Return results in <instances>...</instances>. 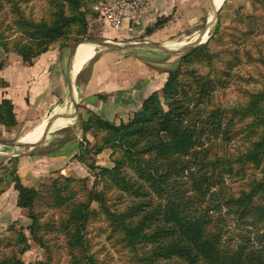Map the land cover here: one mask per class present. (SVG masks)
Listing matches in <instances>:
<instances>
[{
  "label": "trees",
  "instance_id": "trees-1",
  "mask_svg": "<svg viewBox=\"0 0 264 264\" xmlns=\"http://www.w3.org/2000/svg\"><path fill=\"white\" fill-rule=\"evenodd\" d=\"M22 1L27 0H0V11L11 16V21L0 16V47L31 66L52 45L82 41L99 0H47L39 17L28 14ZM254 1L264 7V0ZM172 18L159 17L142 39ZM249 18L250 27L262 34L259 21ZM221 35L219 25L207 42L183 53L164 85L127 121L117 124L93 110L86 120L80 117L85 136L74 158L91 171V186L88 176L60 173L30 187L16 166L8 171L17 205L31 223H16L10 237H0V243L16 248L1 252L0 264H25L18 254L29 250L31 241L47 247L45 235L55 229L64 237L70 264H108L93 250L89 227L96 221H103L101 232L128 264H264V72L257 77L238 68L240 47L216 50ZM247 55L264 67L263 50ZM5 66L0 59V72ZM231 84L243 99L226 104L220 94ZM8 86L0 74V88ZM18 125L14 101L4 97L0 141L2 128L11 132ZM88 132L101 138L92 144ZM236 139L242 145L234 151ZM105 148L117 154L113 166L97 164L95 156ZM41 202L61 211L59 226L55 219L43 221Z\"/></svg>",
  "mask_w": 264,
  "mask_h": 264
},
{
  "label": "crops",
  "instance_id": "crops-1",
  "mask_svg": "<svg viewBox=\"0 0 264 264\" xmlns=\"http://www.w3.org/2000/svg\"><path fill=\"white\" fill-rule=\"evenodd\" d=\"M233 1L235 0H150V8L142 26L135 28L124 26L119 32L111 28L112 31L109 30L104 35L141 36L146 28L156 22L159 17L173 15L172 20L164 28L145 36L143 40L151 45L169 44V41H185L200 28L204 26L207 28L215 16L217 17V13L221 14L223 8L233 7L235 3ZM130 32L134 34L130 35ZM180 34L183 37H180ZM98 46L96 42H82L72 55V46L60 47L55 44L49 51L40 55L31 66H25L21 57L20 65L23 67L17 69L20 72L19 76H14L11 70L6 72V67L0 72L9 82L8 87L0 88V101L4 97L14 101L19 120L17 129L22 127L26 129L20 139L29 143L26 145L39 140L45 129L59 130L75 117H78V121L80 117L86 120L89 110L117 124L127 121L142 106L144 99L161 88L168 78L169 68L166 66L145 63L140 57L135 60L133 57L120 59L110 52L96 58L87 73L85 67L96 55ZM6 56L10 61L12 53ZM7 73L11 76L8 77ZM77 74H79L77 79L80 83L75 85L77 88L75 91L71 85ZM75 104L74 111L77 115L74 114L73 109L71 116L67 119L59 115L64 112L65 106L71 108ZM52 114H54L53 117H51ZM46 116L49 117L46 118ZM2 132L9 131L2 128ZM74 132H83V130L78 125L74 128ZM59 137H61L60 133L50 141L32 144L33 148L21 155L18 152L21 146L11 143L13 150L10 155L17 157V172L25 185L37 187L44 176L53 175L57 171L65 174L71 172L72 166L74 167L76 163L73 157L79 150L80 136L77 134L74 139L62 141L57 143L55 148H49L51 142ZM87 137L91 139L90 133ZM41 148L44 150L35 151ZM8 197L11 198L13 208L17 205L18 199L14 183H11L0 195L2 211L6 209L5 203ZM15 215L13 220L19 216L21 221L29 222V219L21 214L19 207Z\"/></svg>",
  "mask_w": 264,
  "mask_h": 264
},
{
  "label": "rangeland",
  "instance_id": "rangeland-1",
  "mask_svg": "<svg viewBox=\"0 0 264 264\" xmlns=\"http://www.w3.org/2000/svg\"><path fill=\"white\" fill-rule=\"evenodd\" d=\"M100 1V0H99ZM98 1V2H99ZM233 7H225L222 9L221 14L217 13L216 18V25L212 27V34L215 33L218 26L220 25L222 28V35L220 40L216 41L214 45V48L216 50H220L223 47H240L241 49V59L242 64L238 68L242 72H249L257 77L260 76V72H264V67L256 62L249 61V55H247L248 50L252 52L254 55H258L259 50L264 51V32L262 34H259L256 29H253L250 24V18H256L257 21L261 24V26L264 28V7L258 2H255L254 0H235L233 1ZM97 2L92 6L95 13L89 15L88 21V31L85 36V38L82 41L87 40H111L113 42L122 43V44H132L135 42L139 43H146L141 36H119V35H104L107 33L111 28L106 24V22L99 17V14L95 10V5ZM22 7L25 9V11L28 14H33L36 17H39L41 14H43L44 9L47 6V0H27L21 2ZM232 6V5H231ZM5 6L4 8H7ZM7 15L6 19L10 20L11 16L7 12L6 9L0 11L1 15ZM260 17V19H259ZM11 21V20H10ZM205 28V26H204ZM204 28H200L197 33H194L190 35V38H193L195 35L199 34L203 31ZM108 29V30H107ZM249 30H252V35H248L247 32ZM130 35H133L134 32H130ZM181 35V34H180ZM15 35H11V38H13ZM180 37H183L182 35ZM187 39L186 41H180L179 42H173L169 41V44L178 43L173 47V51H162V52H145L142 49H127V50H114L109 48H104L101 46H98V51L96 52L97 58L101 55H103L106 52H110L111 54H115L120 59L125 58H131L133 57L134 60L137 57H140V59L149 64H159L166 66L169 69H174L179 58L183 53H185L190 48L199 45V41H195L194 39L191 40L192 43H187L190 40ZM210 39V38H209ZM208 39V40H209ZM186 44L188 45H180V44ZM59 45V44H56ZM62 47V46H60ZM71 47V46H70ZM0 59H6V72H9L11 70V73H13L14 76H19L20 72L19 68H22L23 65L21 64V56L12 53V58L9 61L8 58H6V53L3 51V49L0 47ZM93 62L89 61L85 67V70H87V73H89V70L91 69ZM19 67V68H18ZM4 69V68H3ZM4 69V70H5ZM26 70V69H25ZM8 77L11 75L9 73ZM12 81V79H11ZM77 83H80V80L77 79ZM84 81V80H83ZM232 86L230 88L225 89L226 92H221L220 97L222 98V101L226 104H231L237 101L238 99H243L240 92L237 91L236 86L231 84ZM73 89L76 91V86L73 87ZM53 99V98H52ZM77 100V99H76ZM76 104L71 107L67 108V113L72 112L75 110ZM38 107H36L37 109ZM39 109V108H38ZM75 115H77V112L74 111ZM66 113V114H67ZM49 116H46V118ZM81 126V121H78V117H75L71 120L70 123H68L65 127L60 128L55 133V136L60 133V136L58 139H55L51 144L48 146L49 148H55V145L57 143H60L65 140H71L77 137V134H79L80 138L79 140V146L81 141L83 140L85 133L84 132H74V128L76 126ZM26 129L25 128H19L16 129V131L11 132H2V140L0 142V180L3 178L4 180L0 181V189L3 187H8L12 182H10L8 179H11L10 176H6L8 171L16 166L17 167V161L14 159L10 161L11 158H15L14 156H11L10 153L13 150V144L18 142L24 135ZM90 133L91 139L87 137V134ZM86 133V137L91 141L92 144L97 143L98 139L101 138V134L98 135V138L95 136L94 132H88ZM55 136L53 138H55ZM56 142V143H54ZM232 147L235 151L236 147H241L242 140L236 139L232 142ZM33 148V145H22L18 150L19 154H25L28 151H30ZM46 148V147H45ZM44 148L41 149H35L36 152L42 151ZM117 156V154H113V150L111 148H105L101 153L95 156L97 164L100 166H113L114 165V158ZM73 159H75L73 157ZM74 167L72 166V170L70 173H63V172H55L53 175L44 176L37 187L40 186V184L43 181H46L48 178H56L59 176L60 173H62L65 176H73L76 178L80 177H90V186L93 184L94 176L92 175L91 171L84 166L82 163H80L77 159ZM230 182V181H228ZM231 186L235 187L240 183H232L230 182ZM100 188V187H99ZM112 193L118 194V190H111ZM130 198L128 196L125 197V200H129ZM6 209L2 212L0 215V237L1 238H8L11 236V231L9 228H11L12 225L16 224L17 227L21 226H28L31 223V220L25 216L22 212L21 214L24 217H27L29 219L28 223H25L20 220V217L18 216L17 219L13 220V216L15 215V211L18 205H14L12 208L11 204V198L8 197L7 203H5ZM20 208V207H19ZM37 210L43 213L44 220L48 221L55 219L56 223L55 226H59L60 222V213L59 209L49 207L45 203H40V205L37 207ZM14 211V212H13ZM18 214V212H17ZM17 216V215H15ZM27 224V225H24ZM104 226L103 221H96L93 224L90 225L91 229V238L93 242V250L98 253L100 258L104 259L108 264H128L126 255L122 253V251L118 250L116 247L112 245V243L107 239V235L103 232H101L102 227ZM47 231V230H46ZM28 234V230L26 231ZM45 238L48 240L47 244L48 246L41 245L39 243H36L34 241H31V247L29 250H27L25 253H19L18 256L21 260L25 262V264H70V256L68 254V251L65 247V240L63 235L60 231L57 229L53 231H47ZM6 241L0 243V253L1 252H9L11 253L13 250L16 251L15 247L8 248L6 246ZM11 244H13V240L10 241Z\"/></svg>",
  "mask_w": 264,
  "mask_h": 264
},
{
  "label": "built area",
  "instance_id": "built-area-1",
  "mask_svg": "<svg viewBox=\"0 0 264 264\" xmlns=\"http://www.w3.org/2000/svg\"><path fill=\"white\" fill-rule=\"evenodd\" d=\"M149 8L150 0H100L95 5L99 17L116 32L142 26Z\"/></svg>",
  "mask_w": 264,
  "mask_h": 264
},
{
  "label": "water",
  "instance_id": "water-1",
  "mask_svg": "<svg viewBox=\"0 0 264 264\" xmlns=\"http://www.w3.org/2000/svg\"><path fill=\"white\" fill-rule=\"evenodd\" d=\"M216 16L213 20V22L207 27L205 28L202 32H200L199 34L195 35L193 38H190L189 42L187 43H192L191 40H195V41H199V44H202V43H205L208 41V39L211 37V34H212V27L215 26L216 24ZM206 38H205V37ZM186 41V40H185ZM82 42H96L99 46L101 47H104V48H109V49H114V50H127V49H142V50H145V51H172L174 50L172 46H175L177 45L178 43H174V44H163V45H151V44H146V43H139V42H135V43H132V44H122V43H117V42H113L111 40H98V41H94V40H87V41H80L74 45H72V55L73 53L75 54L78 46L82 43ZM183 42V41H182ZM180 43V42H179ZM180 45H188L186 44V42L184 44H180ZM79 73V72H78ZM78 75L74 78V81H73V84L71 85V88L75 87V85L77 84V78H78ZM67 109V106L64 107V112H62L61 115L62 117H65L66 119L69 118L71 116L70 113H67L66 111ZM67 113V114H66ZM54 114H52L51 117H53ZM58 130V129H57ZM57 130H47L45 129L39 140H37L36 142L32 143L33 145L35 144H40V143H43V142H46V141H50L53 136L55 135V132ZM15 144L17 146H22V145H26V144H29L28 142H25V141H22V140H19L18 142H15Z\"/></svg>",
  "mask_w": 264,
  "mask_h": 264
}]
</instances>
